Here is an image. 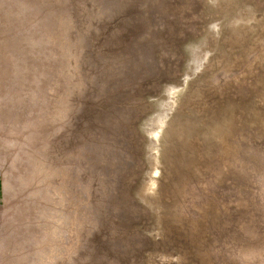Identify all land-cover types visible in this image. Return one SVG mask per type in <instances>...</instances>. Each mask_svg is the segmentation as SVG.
<instances>
[{"label": "rangeland", "instance_id": "374dc122", "mask_svg": "<svg viewBox=\"0 0 264 264\" xmlns=\"http://www.w3.org/2000/svg\"><path fill=\"white\" fill-rule=\"evenodd\" d=\"M99 1L0 0L4 264H264V0Z\"/></svg>", "mask_w": 264, "mask_h": 264}, {"label": "bare ground", "instance_id": "6f19581e", "mask_svg": "<svg viewBox=\"0 0 264 264\" xmlns=\"http://www.w3.org/2000/svg\"><path fill=\"white\" fill-rule=\"evenodd\" d=\"M100 1H101V0H100ZM100 1H99V2H100ZM115 1H116V0H115ZM262 2H263V1H262ZM105 3H106V2H105ZM107 3H108V1H107ZM111 3H112V2H111ZM31 4L33 5V3H31ZM38 4H39V3H38ZM96 4H97V3H96ZM98 4H99V3H98ZM100 4H101V3H100ZM259 4H260V3H259ZM102 5H103V4H102ZM113 5H114V4H113ZM33 6H35V5H33ZM98 6H99V5H98ZM100 6H101V5H100ZM106 6H107V5H106ZM109 7H110V6H109ZM95 8H96V7H95ZM100 8H101V7H100ZM106 8L108 9V7H106ZM89 9H90V8H89ZM98 9H99V8H98ZM107 9H105V10H107ZM102 10H103V9H102ZM109 10H110V9H109ZM56 11H57V10H56ZM198 11H199V10H198ZM85 13H86V12H85ZM90 13H91V12H90ZM97 13H98V12H97ZM97 13H96V14H97ZM99 13H100V10H99ZM105 13H106V12H104V14H105ZM108 13H109V11H108ZM59 14H60V13H59ZM59 14H58V15H59ZM106 14H107V13H106ZM95 16H96V15H95ZM100 16H102V15H100ZM109 16H110V15H109ZM96 17H97V16H96ZM203 17H204V15H203ZM58 18H61L60 15H59V17L57 16L56 19H58ZM90 18H91V17H90ZM99 18H100V17H99ZM106 18H107V16H106ZM106 18H104V19H106ZM118 18H119V17H118ZM100 19H101V18H100ZM52 20H53V19H52ZM58 20H59V19H58ZM61 20H62V19H60V21H61ZM93 20H94V19H93ZM97 20H98V18H97ZM60 21H59V22H60ZM62 21H63V20H62ZM83 21H84V20H83ZM73 22H74V21H73ZM73 22H72V23H73ZM54 23H55V22H54ZM54 23H53V25H54ZM57 25H58V24H57ZM57 25H56V26H57ZM59 25H60V24H59ZM63 26H64V25H63ZM53 27H54V26H53ZM58 27H59V26H58ZM58 27H56V29H58ZM72 27H73V26H72ZM51 29H52V28H51ZM49 30H50V29H49ZM49 30H48V31H49ZM52 30H53V29H52ZM52 30H50V31H52ZM75 30H76V29H75ZM50 31H49V32H50ZM58 31H59V29H58ZM52 32H53V31H52ZM54 32H56L55 29H54ZM75 32H76V31H75ZM77 32H78V31H77ZM45 33H46V32H45ZM58 33H59V32H58ZM58 33H56V34H58ZM72 33H73V32H72ZM78 33H79V32H78ZM46 34H47V33H46ZM52 34H53V33H52ZM52 34H51V32H50V34H47V36L45 35V37H46V39H47L46 41H47V42H48V41H51V44H52V41L55 40V37L52 36ZM60 34H61V33H60ZM61 35H62V34H61ZM61 35L58 34V36H56V35H55V36H56V38H57V37H60ZM75 35H76V34H75ZM67 36H68V35H67ZM72 36H73V35H72ZM62 38L64 39L63 36H62ZM77 38H78V37H77ZM77 38H76V39H77ZM263 38H264V37H263ZM60 39H61V38H60ZM63 39H62V40H63ZM67 39H68V38H67ZM73 39H74V38H73ZM73 39H72V40H73ZM261 39H262V38H261ZM56 40H57V39H56ZM69 40H70V39H69ZM59 41H61V40H59ZM54 42H56V41H54ZM66 42H67V41H66ZM69 42H70V41H69ZM257 42H258V41H257ZM48 43H49V42H48ZM56 44H57V42H56ZM58 44L60 45L61 43H58ZM261 44H262V43H261ZM66 45H67V43H66ZM66 45H65V46H66ZM72 45H73V44H72ZM259 45H260V44H259ZM52 46H54V44H53ZM61 46H62V44H61ZM61 46H60V47H61ZM73 46H74V45H73ZM262 46H263V45H262ZM55 47H56V46H55ZM60 47H58V49H59ZM256 48H257V47H256ZM258 48H259V47H258ZM74 49H75V48H74ZM65 50H66V52H68L67 49H66V47H65ZM68 50H69V49H68ZM260 50H261V49H260ZM57 51H58V50H57ZM60 51H62V48H61ZM61 53H62V52H61ZM260 53H261V52H260ZM65 54H66V53H65ZM249 54H250V53H249ZM263 54H264V53H263ZM60 56H61V54H60ZM62 56H64V55H62ZM76 56H77V54H76ZM76 56H75V57H76ZM257 56H258V55H257ZM247 57H248V56H247ZM61 58H62V57H61ZM246 59H247V58H246ZM253 59H254V58H253ZM63 60H65V58H64ZM71 60H72V59H71ZM246 61H247V60H246ZM72 62H73V61H72ZM63 63H64V62H63ZM244 64H245V62H244ZM63 65H64V64H63ZM225 65H226V64H225ZM72 66H73V65H72ZM99 66H100V64H99ZM100 67H101V66H100ZM123 67H124V66H123ZM224 67H225V66H224ZM263 67H264V66H263ZM61 68H62V67H61ZM62 69H63V68H62ZM70 69H72V68H70ZM73 69H74V68H73ZM227 69H228V68H227ZM241 69H242V68H241ZM243 69H244V68H243ZM263 69H264V68H263ZM74 70H75V69H74ZM74 70H73V71H74ZM60 71H61V69H60ZM230 71H231V70H230ZM215 72H216V71H215ZM60 74H61V73H60ZM62 74H63V73H62ZM122 74H123V73H122ZM58 76H59V75H58ZM63 76H64V75H63ZM63 76H62V77H63ZM237 76H238V74H237ZM65 79H67V78H65ZM65 79H64V80H65ZM231 79H232V78H231ZM52 80H53V79H52ZM263 80H264V79H263ZM53 81H55V80H53ZM53 81H52V82H53ZM210 81H211V80H210ZM65 82H66V81H65ZM74 82H75V81H74ZM56 83H58V82H56ZM53 84H54V83H53ZM58 84H60V83H58ZM62 84H63V83H62ZM55 85H56V84H55ZM55 85H54V86H55ZM60 85H61V84H60ZM54 86H53V88H54ZM49 87H50V86H49ZM56 87H57V86H56ZM53 88H52V85H51V89H53ZM100 88H101V87H100ZM49 89H50V88H49ZM51 89H50V92H51ZM64 89H65V88H64ZM64 89H63V92H64ZM56 90H57V89H56ZM56 92H57V91H56ZM60 92H61V91H60ZM52 93H55V92L52 90ZM58 94H61V93H58ZM66 94H67V93H66ZM63 95H64V94H63ZM52 96H54V95H52ZM52 96H51V97H52ZM56 96H58V95H56ZM59 96H60V95H59ZM52 98H53V97H52ZM59 98H60V97H59ZM62 99H63V96H62ZM51 100H52V99H51ZM59 100L61 101V98H60ZM208 100H210V99H208ZM212 100H213V99H212ZM56 101H57V99H56ZM56 101H55V103H56ZM52 102H53V101H52ZM52 102H51V104H52ZM62 102H64V101H62ZM207 102H208V101H207ZM49 103H50V102H49ZM146 103H147V102H146ZM59 104H60V102H59ZM59 104H58V105H59ZM207 104H208V103H207ZM53 105H54V104H53ZM60 105H61V104H60ZM56 106H57V104H56ZM49 107H50V105H49ZM51 108H52V107H51ZM46 109H47V107H46ZM46 109H45V110H46ZM52 109H53V108H52ZM48 110H49V109H48ZM47 112H48V111H47ZM234 114H235V113H234ZM46 115H47V114H46ZM48 115H49V114H48ZM48 115H47V116H48ZM51 115H52V114H51ZM63 115H64V114H63ZM237 115H238V114H237ZM239 115H240V114H239ZM49 117H50V115H49ZM46 118H47V117H46ZM41 119H42V118H41ZM41 119H39V120H41ZM48 119H49V118H48ZM43 120H44V119H43ZM43 120H41V121H43ZM45 120H46V119H45ZM57 120H58V119H57ZM263 120H264V119H263ZM41 121H40V122L38 121L39 124L41 123ZM44 122H45V121H43L42 123H44ZM46 122H47V120H46ZM138 122H139V121H138ZM42 123H41V124H42ZM52 123H53V122H52ZM246 123H247V122H246ZM217 124H218V123H217ZM222 124H223V123H222ZM37 125H38V124H37ZM37 125H36V126H37ZM223 125H224V124H223ZM223 125H221V126H223ZM254 125H255V123H254ZM38 126H39V125H38ZM218 126H219V125H218ZM219 127H220V126H219ZM216 128H217V127H216ZM231 128H232V127H231ZM231 128H230V129H231ZM212 129H213V128H212ZM228 129H229V128H228ZM247 129H248V128H247ZM218 130H221V129L218 128ZM231 130L234 132L233 129H231ZM248 130H249V129H248ZM251 130H252V129H251ZM253 130H254V129H253ZM40 131H41V130H40ZM215 131H216V130H215ZM232 131H231V132H232ZM238 131H241V130H238ZM244 131H245V130H244ZM244 131H243V132H244ZM247 132H248V131H247ZM247 132H246V133H247ZM249 132H251V131H249ZM252 132H253V131H252ZM252 132H251V136L253 135ZM217 133H218V132H217ZM235 133H236V132H235ZM213 134H214V133H213ZM215 134H216V133H215ZM255 134H256V133H254V135H255ZM232 135H233V134H232ZM244 135H245V134H244ZM254 135H253V137H254ZM213 136H214V135H213ZM222 136H223V135H222ZM229 136H230V134H229ZM247 136H248V135L246 134V137H247ZM251 136H250V137H251ZM261 136H262V135H261ZM219 137H220V136H219ZM237 137H238V136H237ZM253 137H251V138H252V139H255V138H253ZM257 137H258V135H257ZM257 137H256V138H257ZM232 138H233V137H232ZM234 138H235V137H234ZM238 138H239V137H238ZM240 138H241V136H240ZM240 138H239V139H240ZM258 138H259V137H258ZM216 139H217V138H216ZM221 139H222V138H221ZM227 139H228V137H227ZM243 139H244V138H243ZM247 139H249V138L247 137ZM230 140H231V139H230ZM233 140H234V139H233ZM233 140H232V141H233ZM240 140H241V139H240ZM250 140H251V139H250ZM221 141H222V140H221ZM223 141H224V140H223ZM246 141H247V140H246ZM260 141H261V139H260ZM224 142H225V141H224ZM243 142H244V141H243ZM249 142H250V141H249ZM249 142L247 141V143H246L245 145H248ZM215 143H216V142H215ZM251 143H252V141H251ZM225 144H226V143H225ZM238 144H239V143H238ZM243 144H244V143H243ZM261 144H262V143H261ZM261 144H260V145H261ZM221 145H222V144H221ZM230 145H231V144H230ZM239 145L241 146V144H239ZM255 145H256V144H255ZM215 147H216V146H215ZM237 147H238V146H237ZM241 147H243V146H241ZM260 147H261V146H260ZM217 148H218V147H217ZM227 148H228V147H227ZM227 148H226V149H227ZM245 148H246V147H245ZM89 149H90V148H89ZM226 149H225V150H226ZM230 149H231V148H229V150H230ZM229 150H228V151H229ZM237 150H238V149H237ZM212 151H213V149H212ZM212 151H211V152H212ZM94 152H95V151H94ZM211 152H210V153H211ZM141 153H142V152H141ZM210 153H209V154H210ZM143 154H144V153H143ZM229 154H230V153H229ZM30 156H31V155H30ZM30 156H29V157H30ZM102 156H103V155H102ZM209 156H211V155H209ZM219 156H220V155H219ZM215 158H216V157H215ZM215 158H214V159H215ZM28 159H30V158H28ZM100 159H101V158H100ZM228 159H229V158H228ZM93 160H94V159H93ZM158 160H159V159H158ZM221 160H223V159H221ZM226 160H227V159H226ZM28 161H29V160H28ZM102 161H103V160H102ZM210 161H211V159H210ZM228 161H229V160H228ZM251 161H252V159H251ZM221 162H222V161H221ZM29 163H30V162H29ZM222 163H223V162H222ZM30 165H31V164H30ZM32 165H34V164H32ZM157 165H158V164H157ZM222 165H223V164H222ZM226 165H227V164H226ZM158 166H159V165H158ZM222 167H223V166H222ZM93 168H94V167H93ZM228 168H229V167H228ZM218 169H219V168H218ZM220 169H221V168H220ZM233 169H234V168H233ZM221 170H222V169H221ZM89 171H90V170H89ZM92 173H93V172H92ZM233 173H234V172H233ZM243 173H244V172H243ZM190 174H191V173H190ZM190 174H189V175H190ZM215 174H217V172H216ZM218 175H219V174H218ZM244 175H245V173H244ZM215 176H216V175H215ZM206 177H207V176H206ZM57 178H58V177H57ZM215 178H216V177H215ZM28 179H29V178H28ZM189 179H190V178H189ZM189 179H186V180H189ZM247 179H248V178H247ZM186 180H185V183H187ZM27 181H28V180H26L25 182H27ZM152 181H153V180H151V182H152ZM157 181H158V180H157ZM189 181H190V180H189ZM36 182H37V181H36ZM181 183H182V182H181ZM26 184H27V183H26ZM151 184H153V183H150V185H151ZM241 184H243V183H241ZM177 185H178V184H177ZM179 185H180V183H179ZM182 185H183V183H182ZM155 186H156V185H155ZM148 187H149V185H148ZM156 187H157V186H156ZM179 187H180V186H179ZM244 187H245V186H244ZM153 188H154V186H153ZM180 188H181V187H180ZM180 188H179V189H180ZM238 188H239V187H238ZM148 189H149V188H147L146 190H148ZM153 191H154V189H153ZM153 191H152V192H153ZM155 191H156V188H155ZM155 191H154V192H155ZM157 191H158V190H157ZM180 191H181V190H180ZM55 193H57V192H55ZM144 193H146V192H144ZM147 194H148V193H147ZM149 194L152 195L153 193H150V192H149ZM154 194H155V193H154ZM154 194H153V195H154ZM156 194H158V192H156ZM56 195H57V194H56ZM179 195H180V193H179ZM63 196H64V195H63ZM65 196H66V194H65ZM65 196H64V197H65ZM67 197H68V195H67ZM156 197H157V196H156ZM181 197H183V196H181ZM157 198H158V197H157ZM184 198H185V197H184ZM176 199H177V198H176ZM178 199H179V198H178ZM68 200H69V199H68ZM208 200H209V199H207V201H208ZM176 201H177V200H176ZM211 201H212V199H211ZM62 202H64V201H62ZM177 202H178V201H177ZM212 202H213V201H212ZM64 203H65V202H64ZM64 203H63V204H64ZM68 203H69V202H68ZM204 204H206V203H204ZM64 205H65V204H64ZM64 205H63V206H64ZM67 205H68V204H67ZM175 205H176V204H175ZM175 205H174V206H175ZM55 206H56V205H55ZM63 206H62V207H63ZM65 206H66V205H65ZM65 206H64V209H65ZM177 206H178V204H177ZM158 207H159V206H158ZM246 207H247V206H246ZM169 208H170V207H168V209H169ZM171 208H172V207H171ZM91 209H92V208H91ZM173 209H174V207H173ZM175 209H177V208H175ZM88 210H89V209H88ZM98 210H99V209H98ZM160 210H161V209H160ZM232 210H233V208H232ZM65 211H67V209H66ZM65 211H64V212H65ZM90 211H91V210H90ZM92 211H93V210H92ZM92 211H91V212H92ZM170 211H171V210H170ZM172 211H173V210H172ZM172 211H171V212H172ZM196 211H197V210H196ZM204 211H205V210H204ZM260 211H261V210H260ZM83 212H84V211H83ZM86 212H87V211H86ZM86 212H85V213H86ZM95 212H96V210L94 211V213H95ZM65 213H66V212H65ZM80 213H81V210H80ZM88 213H89V211H88ZM94 213H93V215H94ZM97 213H98V212H97ZM168 213H169V211H168ZM173 213H174V212H173ZM173 213H172V214H173ZM220 213H221V212H220ZM260 213H261V212H260ZM67 214H68V213H67ZM86 214H87V213H86ZM89 214H90V213H89ZM89 214H87V218H88V219L90 218V217L88 216ZM170 214H171V213H170ZM222 214H223V213H222ZM80 215H81V214H80ZM90 215H92V214H90ZM96 215H97V214H96ZM173 215H174V214H173ZM208 215H209V214H208ZM223 215H224V214H223ZM223 215H222V216H223ZM258 215H259V213H258ZM261 215H262V214H261ZM63 216H65V215H63ZM63 216H62V217H63ZM85 216H86V215H85ZM175 216H176V214H175ZM203 216H204V215H203ZM203 216H202V217H203ZM222 216H221V217H222ZM235 216H237V215H235ZM69 217H70V216H69ZM91 217H92V216H91ZM93 217H94V216H93ZM173 217H174V216H173ZM224 217H226V216H224ZM232 217H234V215H233ZM240 217H241V216H240ZM63 218H64V217H63ZM65 218H66V217H65ZM72 218H73V217H71V219H72ZM222 218H223V217H222ZM229 218H230V217H229ZM229 218H228V219H229ZM259 218H260V217H259ZM61 219H62V218H61ZM69 219H70V218H69ZM88 219H87V220H88ZM90 219H91V218H90ZM93 219H94V218H93ZM95 219H96V218H95ZM197 219H198V218H197ZM223 219H224V218H223ZM64 220H65V219H64ZM75 220H76V219H75ZM96 220H97V219H96ZM194 220H195V219H194ZM230 220H231V219H230ZM239 220H240V219H239ZM60 221L62 222V220H60ZM60 221H59L58 224H57L58 226L55 225L56 222H55L54 225L57 226V227H59ZM67 221H69V220H66V222H67ZM179 221H180V220H179ZM195 221H196V220H195ZM64 222H65V221H64ZM66 222H65V223H66ZM175 222H176V221H175ZM200 222H201V221H200ZM260 222H261V221H260ZM262 222H263V221H262ZM70 223H72V222H70ZM231 223H232V222H231ZM233 223H235V222H233ZM76 224H77V222H76ZM260 224H261V223H258V225H260ZM51 225H52V224H51ZM70 225H71V224H70ZM70 225H69V226H70ZM91 225H92V223H91ZM226 225H227V223H226ZM228 225H229V224H228ZM233 225H234V224H233ZM258 225H257V227H258ZM263 225H264V224H263ZM44 226H47V225L45 224ZM48 226H49V225H48ZM62 226H63V225H62ZM65 226H66V224H65ZM65 226H63V227H65ZM69 226H68V227H69ZM78 226H79V225H78ZM201 226H202V225H201ZM229 226H230V225H229ZM237 226H238V225H237ZM71 227H72V225H71ZM73 227H74V226H73ZM187 227H188V226H187ZM204 227H205V226H204ZM235 227H236V226H235ZM257 227H256V228H257ZM51 228H52V227H51ZM59 228H60V227H59ZM229 228H230V227H229ZM229 228H228V229H229ZM260 228H261V225H260ZM68 229H70V228H68ZM73 229L75 230V228H73ZM78 229H79V227H78ZM82 229H83V228H82ZM159 229H160V228H159ZM187 229H188V228H187ZM228 229H227V230H228ZM234 229H235V228H234ZM258 229H259V228H258ZM50 230H51V232H52V229H50ZM61 230H62V229H61ZM232 230H233V229H232ZM238 230H239V229H238ZM57 231H58V230H57ZM59 231H60V230H59ZM63 231H64V229H63ZM70 231H71V230H70ZM72 231H73V230H72ZM199 231H200V230H199ZM215 231H216V230H215ZM224 231H225V228H224ZM256 231H257V230H256ZM53 232H54V231H53ZM60 232H61V231H60ZM67 232H68V231H67ZM80 232H81V230H80ZM80 232H79V233H80ZM217 232H218V231H217ZM225 232H226V231H225ZM225 232H224V233H225ZM227 232H229V231H227ZM227 232H226V233H227ZM260 232H261V231H260ZM260 232H259V233H260ZM55 233H57V232H55ZM65 233H66V232H65ZM69 233L71 234V232H69ZM188 233H189V232H188ZM263 233H264V232H263ZM48 234H49V233H48ZM48 234H47V237H48L51 233H50L49 235H48ZM53 234H54V233H52L51 236H53ZM66 234H67V233H66ZM74 234H75V233H74ZM82 234H83V233H82ZM215 234H217V233H215ZM215 234H214V235H215ZM218 234H219V233H218ZM221 234H222V233H221ZM227 234H228V233H227ZM237 234H238V232H237ZM241 234H242V233H240V235H241ZM57 235H60V233L57 234ZM71 235H72V234H71ZM212 235H213V233H212ZM235 235H236V234H235ZM240 235H239V236H240ZM257 235H259V234H257ZM261 235H262V234H261ZM51 236H50V237H51ZM54 236H55V235H54ZM65 236H66V235H65ZM65 236H64V237H65ZM244 236H245V235H244ZM244 236H243V237H244ZM58 237H59V236H58ZM58 237H57V238H58ZM66 237H67V236H66ZM69 237H70V235H69ZM218 237H219V235H218ZM220 237H221V236H220ZM229 237H230V236H229ZM234 237H235V236H234ZM234 237H233V238H234ZM236 237H237V235H236ZM262 237H263V236H262ZM51 238H52V237H51ZM61 238H62V235H61ZM163 238H164V237H163ZM225 238H226V237H225ZM237 238H238V237H237ZM247 238H248V237H247ZM255 238H256V237H255ZM258 238H259V237H258ZM213 239H214V238H213ZM218 239H219V238H218ZM218 239H217V241H218ZM239 239H240V238H239ZM244 239H245V238H244ZM261 239H263V238H261ZM261 239H260V240H261ZM53 240H55V239L53 238ZM165 240H166V239H165ZM245 240H246V239H245ZM254 240H256V239H254ZM254 240H253V241H254ZM257 240H259V239H257ZM50 241H51V239H50ZM50 241H49V242H50ZM60 241H61V240H60ZM217 241H216V242H217ZM224 241H225V239H224ZM242 241H243V240H242ZM248 241H250V238H249ZM53 242H54V241H52V243H53ZM55 242H56V241H55ZM213 242H214V241H213ZM213 242H212V243H213ZM236 242H237V241H236ZM244 242H245V241H244ZM255 242H256V241H255ZM217 243H218V242H217ZM242 243H243V242H242ZM242 243H241V244H242ZM248 243H249V242H248ZM251 243H254V242L251 241ZM218 244H219V243H218ZM218 244H217V245H218ZM233 244H235V243H233ZM245 244H246V243H245ZM254 244H255V243H254ZM256 244H257V243H256ZM53 245H54V244H53ZM236 245H237V243H236ZM260 245H261V244H260ZM11 246H12V243H11L10 241H8V240L3 241L2 244H0V264H4L5 260H7L8 257H9V255L11 254L10 252H13V251H14L15 254L17 253V256H18L19 254L22 253L21 250H20L19 248H17L18 245L15 246L12 250H11ZM212 246H213V245H212ZM256 246H257V245H256ZM35 247H36V246H35ZM45 247H46V246H45ZM51 247H53V246H51ZM60 247H62V246H60ZM40 248H41V247H40ZM57 248H58V247H57ZM57 248H56V250H57ZM212 248H213V247H212ZM219 248H220V247H219ZM38 249H39V248H38ZM41 249H42V248H41ZM49 249H50V245H49ZM44 250H46V249H44ZM51 250H52V248H51ZM60 250H61V248H60ZM60 250H59V251H60ZM210 250H211V249H210ZM40 251H41V250H40ZM52 251H53V250H52ZM52 251L49 250L48 252H52ZM57 251H58V250H57ZM59 251H58V253H59ZM63 251L65 252V249H63ZM32 252H33V251H32ZM35 252H36V251H35ZM44 252H47V251H44ZM53 252H54V251H53ZM90 252H91V251H90ZM218 252H220V251H218ZM26 253H27V252H26ZM28 253H29V252H28ZM60 253H61V252H60ZM162 253H163V252H162ZM166 253H167V252H166ZM166 253H165V254H166ZM177 253H178V252H176V255H177ZM201 253H202V251H201ZM211 253H212V252H211ZM15 254H14V255H15ZM22 254H23V253H22ZM30 254H31V253H30ZM34 254H35V257H34L35 261H33L32 264H38V263L41 262V261H45L44 264H46V262H50V261H46V260H50L48 257H47V259H46V256H47V255L45 256V259H46V260H45V259L43 258L44 255H42V253L37 252V255H36V253L33 252V255H34ZM45 254H46V253H45ZM47 254H48V253H47ZM50 254H51V253H50ZM61 254H62V253H61ZM61 254H60V255H61ZM66 254H67V253H66ZM77 254H78V253H77ZM158 254H159V252H158ZM170 254H171V253H170ZM11 255H12V254H11ZM26 255H27V254H26ZM26 255H25V256H26ZM48 255H49V254H48ZM75 255H76V254H75ZM151 255H152V254H151ZM163 255H164V254H163ZM181 255H182V254H181ZM204 255H205V253H204ZM50 256H51V255H50ZM52 256L54 257V255H52ZM52 256H51V257H52ZM65 256H66V255H65ZM65 256H64V257H65ZM77 256H78V255H77ZM77 256H76V257H77ZM100 256H101V255H100ZM148 256H149V255H148ZM148 256H147V257H148ZM160 256H161V255H160ZM164 256H165V255H164ZM60 257H61V256H60ZM60 257H58V258L60 259ZM66 257H67V256H66ZM87 257H88V256H87ZM177 257H178V256H177ZM179 257H180V254H179ZM203 257H205V256H203ZM54 258H55V257H54ZM68 258H69V257H68ZM72 258H73L72 260H74V257H73V256H72ZM154 258H155V257H154ZM183 258H184V257H183ZM15 259H17V257H15ZM43 259H44V260H43ZM51 259H52V258H51ZM64 259H66V258H64ZM147 259H148V258H147ZM150 259H151V258H150ZM155 259H156V258H155ZM181 259H182V257H181ZM184 259H185V258H184ZM53 260H54V259H53ZM69 260H70V259H69ZM77 260H78V259H77ZM86 260H87V259H86ZM151 260H152V259H151ZM157 260H158V259H157ZM22 261H23V260H22ZM55 261H56V259H55ZM60 261H61V260H60ZM60 261H59V263L62 262V261H61V262H60ZM66 261H68V259H66ZM145 261H147V260H145ZM149 261H150V260H149ZM149 261H148V262H149ZM153 261H154V260H153ZM158 261H159V260H158ZM162 261H163V260H162ZM170 261H171V260H170ZM182 261H183V260H182ZM210 261H211V260H210ZM217 261H218V260H217ZM56 262H57V261H56ZM68 262H69V261H68ZM73 262H74V261H73ZM88 262L90 263V260H89ZM150 262H151V261H150ZM178 262H179V261H178ZM79 263H80V262H79ZM84 263H85V262H84ZM162 263H163V262H162ZM169 263H170V262H169ZM173 263H175V262H173ZM180 263L183 264V262H180ZM216 263H217V262H216ZM218 263H219V262H218ZM229 263H231V262H229ZM233 263H234V261H233ZM41 264H42V263H41ZM51 264H52V261H51ZM55 264H57V263H55ZM70 264H71V262H70ZM72 264H73V263H72ZM74 264H76V262H75ZM99 264H100V263H99ZM151 264H152V262H151ZM175 264H176V263H175ZM186 264H187V263H186ZM224 264H226V263H224Z\"/></svg>", "mask_w": 264, "mask_h": 264}]
</instances>
